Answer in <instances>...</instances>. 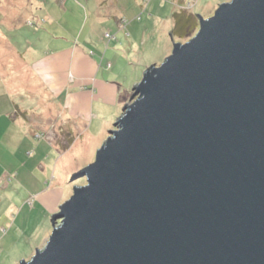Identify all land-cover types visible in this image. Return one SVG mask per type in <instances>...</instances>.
Wrapping results in <instances>:
<instances>
[{"label": "water", "instance_id": "95a60500", "mask_svg": "<svg viewBox=\"0 0 264 264\" xmlns=\"http://www.w3.org/2000/svg\"><path fill=\"white\" fill-rule=\"evenodd\" d=\"M198 16L18 264H264V0Z\"/></svg>", "mask_w": 264, "mask_h": 264}, {"label": "rangeland", "instance_id": "374dc122", "mask_svg": "<svg viewBox=\"0 0 264 264\" xmlns=\"http://www.w3.org/2000/svg\"><path fill=\"white\" fill-rule=\"evenodd\" d=\"M223 2L227 0H0V264H18L19 259H29L37 248L44 247L53 229V215L73 194L71 185L86 183L83 176L73 179L68 174L95 160L98 147L123 113L122 106L118 116L101 130L105 120L75 121L65 115L39 119L42 108L48 114L50 102L45 103L40 95L26 96L25 84L16 81L17 74L12 75L15 64L5 65L9 59L17 60L12 45L21 49L30 43L39 53L68 42L82 46L102 40L109 46L106 67L112 68L114 58L128 52L133 65L127 62L125 74L130 79L137 77L138 82L146 68L163 61L178 40L170 35L171 15L178 4L186 3L207 18ZM73 76L69 74L70 79ZM32 83H26L29 90ZM131 94L132 90L126 103ZM18 106L28 113L18 112ZM26 121L37 124L28 131ZM56 201L51 211L47 204L54 207Z\"/></svg>", "mask_w": 264, "mask_h": 264}, {"label": "crops", "instance_id": "0c3cea01", "mask_svg": "<svg viewBox=\"0 0 264 264\" xmlns=\"http://www.w3.org/2000/svg\"><path fill=\"white\" fill-rule=\"evenodd\" d=\"M70 44L68 42L64 47H57L51 51L41 50L39 53L30 43L21 49L13 44L12 47L18 56L17 60L9 59L5 65L15 64V73L12 75L17 74L16 81L25 84L26 96L40 95L43 100H46L45 103L50 102L51 108L48 114L46 108H42L43 115L39 119L44 121L48 117L51 119L56 115H65L70 116L69 118L73 117L72 120L75 121L84 119L85 122H90L93 118L96 121L105 120L106 123L99 126L101 130L118 116L129 97L131 90L128 87L129 84L138 80L135 76L130 79L129 75L125 74L127 65L131 64L128 59L129 53L118 56V59L114 58V63L111 62L112 68H107L105 59L108 51L106 48L109 46L105 47L102 40H94L93 43L82 44V46ZM91 50L94 51L93 54ZM33 51L35 56L28 58L27 54ZM109 53L115 57L113 50ZM121 57L124 58V62ZM107 62L110 60L106 59ZM70 73L74 75L72 79L69 77ZM0 77H3L1 72ZM31 82H33L32 88L29 90L26 83L31 84ZM27 103H30L28 99ZM41 103L44 102L41 100ZM17 108L21 110L19 106ZM27 108L31 109L32 106L28 105ZM24 111L28 113L29 110ZM26 122L28 125L29 122ZM36 124L37 122L29 124L28 131ZM87 127L90 129L89 124ZM57 192L61 197L60 189H57ZM56 205L57 201L54 207L47 204L51 211Z\"/></svg>", "mask_w": 264, "mask_h": 264}, {"label": "trees", "instance_id": "16d2710c", "mask_svg": "<svg viewBox=\"0 0 264 264\" xmlns=\"http://www.w3.org/2000/svg\"><path fill=\"white\" fill-rule=\"evenodd\" d=\"M176 7L177 8L173 11L171 15L172 26L170 33L174 38L178 40L186 39L192 36L196 28L198 27L199 16L196 11L187 7L186 3L178 4ZM120 25L122 27L121 23H119V26ZM106 33H109L112 36L111 32H106ZM18 112H20L19 109ZM21 113L25 114V111H22Z\"/></svg>", "mask_w": 264, "mask_h": 264}, {"label": "built area", "instance_id": "2783aa9c", "mask_svg": "<svg viewBox=\"0 0 264 264\" xmlns=\"http://www.w3.org/2000/svg\"><path fill=\"white\" fill-rule=\"evenodd\" d=\"M106 34H107L106 36L110 37V34L109 33H106Z\"/></svg>", "mask_w": 264, "mask_h": 264}]
</instances>
